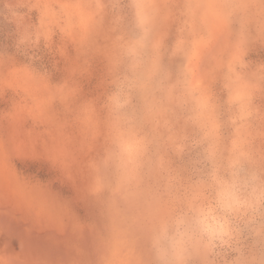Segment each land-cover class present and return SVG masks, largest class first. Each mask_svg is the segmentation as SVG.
Here are the masks:
<instances>
[{
  "label": "rangeland",
  "instance_id": "obj_1",
  "mask_svg": "<svg viewBox=\"0 0 264 264\" xmlns=\"http://www.w3.org/2000/svg\"><path fill=\"white\" fill-rule=\"evenodd\" d=\"M0 264H264V0H0Z\"/></svg>",
  "mask_w": 264,
  "mask_h": 264
}]
</instances>
